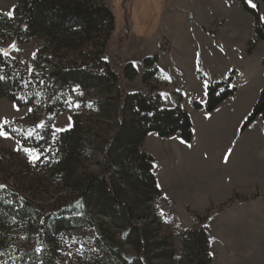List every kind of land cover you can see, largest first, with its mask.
<instances>
[{"label": "trees", "instance_id": "16d2710c", "mask_svg": "<svg viewBox=\"0 0 264 264\" xmlns=\"http://www.w3.org/2000/svg\"><path fill=\"white\" fill-rule=\"evenodd\" d=\"M17 1L14 18L0 13V100L54 117L65 111L67 101L72 102L78 93H96L100 98L81 99L89 109L73 115L72 129L58 133L34 166L59 189L52 197L51 210L46 212L29 197L20 196L16 186L0 181V238L7 237L14 222H23L39 228L33 236L46 247L56 235L77 231L87 246L109 259L115 256L119 264L176 262L174 244L163 235L164 223L154 214V206L163 199L154 173L155 160L144 151V142L156 133L164 139L178 137L190 143V116L179 108H161L151 92L147 96L125 92L116 67L103 59L116 27L107 0ZM246 10L254 17L257 40L264 41L259 14ZM127 16L124 14L125 20ZM33 40L43 41V46L36 67L29 71L11 57L6 45ZM157 63V56L145 60L148 71L143 83L151 90ZM123 71L128 79L138 76L132 64L125 65ZM235 93L229 83L211 86L208 112ZM196 108L202 106L196 104ZM259 116L264 118V87L243 130ZM5 131L13 134L10 127ZM41 138L37 148L47 143L45 135ZM85 164L90 168L83 169ZM203 221L181 237L179 259L183 264L213 262L212 235ZM114 236L129 246L133 255L114 251ZM13 250L0 251L2 264H42L44 260L37 251L19 256Z\"/></svg>", "mask_w": 264, "mask_h": 264}, {"label": "rangeland", "instance_id": "374dc122", "mask_svg": "<svg viewBox=\"0 0 264 264\" xmlns=\"http://www.w3.org/2000/svg\"><path fill=\"white\" fill-rule=\"evenodd\" d=\"M17 3V0H0V13L7 15ZM106 4L116 16V27L103 59L116 67L125 92L146 96L151 92L158 97L161 108H179L190 116L193 124L190 143L178 137L164 139L156 133L149 134L144 142V151L154 158V173L163 188V201L154 206V214L164 223L163 235L171 238L176 251V262L160 264H183L179 259L181 237L196 229L202 220L212 235V264H264V212L260 208L250 212L229 210L241 198L236 193L208 194L203 186L197 192L192 191L195 180L205 181L212 175L216 168L212 158H182L175 163L169 159L182 147H190L191 151L199 141L203 145V141L233 139L237 132L233 135L224 116L244 103L252 104L253 108L257 104L264 87V41L257 40L254 17L246 7L255 10L264 23V0H107ZM124 14L128 15L127 20ZM42 46L41 40L6 45L11 57L29 70L36 67ZM155 56L158 74L151 80V90L143 83L148 71L145 60ZM127 64L137 69L135 79L126 77L123 68ZM221 83H229L236 93L208 112V89ZM98 98L96 93H78L71 102L78 107H68L54 117H47L39 109H20L14 103L0 100V130L5 131V127L15 130L12 135L5 131L7 135L0 137V181L16 186L20 196L29 197L46 212L51 210L52 197L59 189L43 170L34 167L40 158L33 162L24 149L33 150V156L41 157V151L50 149L58 133L72 129L73 115L89 109L81 99ZM196 104L202 109H197ZM252 111L240 128L242 137L240 134L237 139L251 137L264 141L263 116L243 130ZM55 129L63 131L54 132ZM43 135L47 143L37 148V140ZM88 168L90 164H85L83 169ZM242 197L253 200L258 196ZM7 230V237L0 238V251L14 249L19 256L37 251L44 258L42 264H119L115 256L109 259L87 246L82 233L77 231L56 235L46 247L33 236L34 232H40L39 228L14 222ZM114 239V251L133 255L120 238L114 236Z\"/></svg>", "mask_w": 264, "mask_h": 264}, {"label": "crops", "instance_id": "0c3cea01", "mask_svg": "<svg viewBox=\"0 0 264 264\" xmlns=\"http://www.w3.org/2000/svg\"><path fill=\"white\" fill-rule=\"evenodd\" d=\"M250 103H244L236 109H231L224 116L228 128L232 127L236 137L216 142H205L203 145L197 144L196 147H182L174 156L169 157L171 162H178L182 158H196L201 160L213 159L216 168L211 176H207L206 180L197 179L193 182L194 192L203 186V190H207L208 194H226L233 195H253V200L239 199L232 204L234 212L246 211L250 212L258 208L264 212V141L247 138L237 139L240 136V128L245 121L246 115L253 109ZM239 132V133H238ZM243 134H241L242 137ZM252 136V135H251ZM182 152V153H180ZM196 154V155H194ZM158 181V180H157ZM159 186V182H158ZM160 191L163 192L161 186ZM168 188V186H167ZM246 188L247 191H242ZM232 205L228 208H232ZM260 206V207H258ZM231 212V211H230ZM257 216V215H256ZM258 218H262L259 216ZM226 220V219H225Z\"/></svg>", "mask_w": 264, "mask_h": 264}, {"label": "snow or ice", "instance_id": "6c2138e0", "mask_svg": "<svg viewBox=\"0 0 264 264\" xmlns=\"http://www.w3.org/2000/svg\"><path fill=\"white\" fill-rule=\"evenodd\" d=\"M251 6H252V7H255L254 4H252ZM7 15H8V17H9L10 19H11V18H14V10L9 11V12L7 13ZM3 55H4L5 57H7V56H8V53H7V52H4ZM29 71H31V70H29ZM0 79H3V78L0 77ZM162 95H165V94H162ZM67 103L69 104V107H78V105H73V104L71 103L70 100L67 101ZM12 131H15V130L13 129ZM60 131H63V129H55V130H54V132H60ZM6 135H7V133H6L5 131L0 130V137H5ZM54 139H55V135L53 134V140H54ZM24 152H25L27 155L30 156V158L33 160V162H34L35 160H37V159L40 158L38 154L35 155V156H33V154H32V153H33V150H29V149L25 148V149H24ZM0 187H3V186H0ZM38 251H39V250H38Z\"/></svg>", "mask_w": 264, "mask_h": 264}]
</instances>
